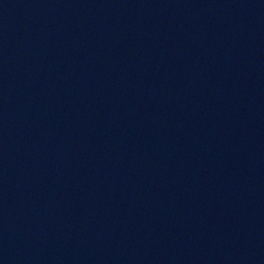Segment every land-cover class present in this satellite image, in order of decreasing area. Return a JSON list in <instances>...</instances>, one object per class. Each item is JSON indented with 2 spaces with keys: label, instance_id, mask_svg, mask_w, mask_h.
Returning a JSON list of instances; mask_svg holds the SVG:
<instances>
[{
  "label": "water",
  "instance_id": "1",
  "mask_svg": "<svg viewBox=\"0 0 264 264\" xmlns=\"http://www.w3.org/2000/svg\"><path fill=\"white\" fill-rule=\"evenodd\" d=\"M0 264H264V0H0Z\"/></svg>",
  "mask_w": 264,
  "mask_h": 264
}]
</instances>
